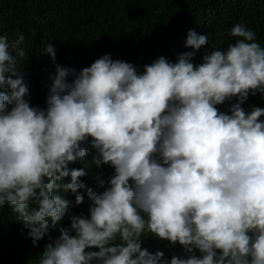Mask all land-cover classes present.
I'll return each instance as SVG.
<instances>
[{"label":"clouds","instance_id":"1","mask_svg":"<svg viewBox=\"0 0 264 264\" xmlns=\"http://www.w3.org/2000/svg\"><path fill=\"white\" fill-rule=\"evenodd\" d=\"M230 34L234 44L198 65L186 52L142 72L111 54L77 72L49 42L46 108L30 105L17 68L25 37L0 35V208L13 207L33 245L62 218L75 231L61 228L37 264H264V108L241 106L264 94V46L245 24ZM207 43L190 30L185 46ZM233 97L231 114L217 108ZM89 145L97 165L115 170L103 171L102 193L87 188L92 202L77 194L70 203L59 190L87 187L86 168L70 164ZM145 234L189 255L153 254Z\"/></svg>","mask_w":264,"mask_h":264},{"label":"trees","instance_id":"2","mask_svg":"<svg viewBox=\"0 0 264 264\" xmlns=\"http://www.w3.org/2000/svg\"><path fill=\"white\" fill-rule=\"evenodd\" d=\"M237 23L253 29L264 46V0H0V35L6 34L12 40L25 37L21 47L26 57L18 58L17 68L29 85L30 105L40 108L47 107L49 76L55 72L51 57L44 51L49 42L56 49V62L77 72L105 54L131 62L142 72L145 65L161 56L177 62V57L186 52L194 53L192 60L198 65L204 54L216 48L227 49L236 42L230 30ZM190 30L208 35V43L198 50L186 47ZM73 79L68 77L70 82ZM236 102L233 97L217 108L231 114ZM241 106L246 113L254 107L264 108V94H250ZM95 155L89 145L86 156L70 164L71 168H86L88 172L81 178L86 188L77 193L59 190L70 203L76 202L77 194L90 202L87 188L95 193L105 190L101 183L103 171L113 173L115 169L109 164L97 165ZM67 182L68 178L61 183ZM70 225L62 218L33 245L28 229L23 228L13 207L6 204L0 208V264H37L46 245L61 235V228L70 229ZM70 231L75 235L74 230ZM142 238V248L153 254L162 251L169 261L173 256L189 255L178 242L173 244L152 234ZM86 251L99 249L92 246ZM195 254L201 255L198 249Z\"/></svg>","mask_w":264,"mask_h":264}]
</instances>
